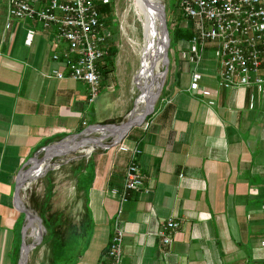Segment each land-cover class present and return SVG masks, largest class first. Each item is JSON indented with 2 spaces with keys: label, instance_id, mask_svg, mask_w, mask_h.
<instances>
[{
  "label": "crops",
  "instance_id": "1",
  "mask_svg": "<svg viewBox=\"0 0 264 264\" xmlns=\"http://www.w3.org/2000/svg\"><path fill=\"white\" fill-rule=\"evenodd\" d=\"M102 23L106 55L113 45ZM185 31L173 42L169 74L145 116L147 125L135 124L119 142L93 150L75 165L74 192L67 199L73 213H67L78 218L87 212V232L80 245L72 244L67 264L107 263L104 250L119 208L118 264H264V92L253 84L219 85L220 62L210 39L191 88L192 28ZM63 45L52 27L12 17L8 0H0V264H13L20 239L21 211L13 190L24 159L47 139L100 122L102 105H110L113 69L100 75L99 93L90 102L82 79L54 75L63 66L51 53ZM259 69L264 75V53ZM132 147L139 148L132 157L143 182L126 189L120 201ZM53 203L51 208H63ZM169 214L179 225L165 244L156 230Z\"/></svg>",
  "mask_w": 264,
  "mask_h": 264
},
{
  "label": "built area",
  "instance_id": "2",
  "mask_svg": "<svg viewBox=\"0 0 264 264\" xmlns=\"http://www.w3.org/2000/svg\"><path fill=\"white\" fill-rule=\"evenodd\" d=\"M8 4L12 17H30L43 27L53 28L54 38L64 42V47L51 53V58L63 66L55 69L54 75L60 77L67 74L74 79H82L86 83L87 101L93 100L100 90L101 74L97 62L105 52L102 44L106 37L96 1L8 0ZM177 5L192 28L187 55L190 63L189 86L192 88L197 83L201 51L206 39H210L216 43L215 54L220 62L219 85L236 87L253 84L259 92H264V75L259 69L260 53H264V0H177ZM27 33L29 42L32 29ZM140 124L145 127L146 119ZM138 151L137 147L131 148V157L118 190L120 201L125 198L126 189L142 185L144 176L139 163L132 157ZM119 214L120 208L111 219L109 240L104 250L106 264H118L121 257L123 230ZM178 225V219L169 214L160 222L156 232L168 244Z\"/></svg>",
  "mask_w": 264,
  "mask_h": 264
},
{
  "label": "rangeland",
  "instance_id": "3",
  "mask_svg": "<svg viewBox=\"0 0 264 264\" xmlns=\"http://www.w3.org/2000/svg\"><path fill=\"white\" fill-rule=\"evenodd\" d=\"M107 1L111 3V10L104 16V24L110 32L107 41L110 43L112 42L114 46L112 65L114 83L107 88L109 89L107 99L110 100V105H105V107L102 105L100 113L103 119L98 122V124L103 127H124L126 125L125 120L131 115L130 112L135 109V105L138 107V104L144 102L147 96L148 78L154 80L153 77L156 73V67L159 69V72L155 80L160 79L159 76L162 74L161 71L164 68V75L162 74L160 87L169 74L168 71L171 65L174 45V43L171 42V31L175 32L176 29L180 27H186V24H189V22H186V18L183 16V13H181L177 5V0H155L156 4L160 7V15L162 14V18L164 15L165 27L167 28L168 46L166 56L168 61L166 64L162 62L152 65L151 61L154 60V50L158 43L157 36H149L146 34L145 23L140 16L139 8L132 4V0ZM175 40H178V37H175ZM177 55L178 53L176 56ZM144 87L146 91L142 94L145 89ZM160 90L158 95L160 94ZM99 97L100 96H98V98ZM157 98L158 97L153 101V107L157 103ZM87 128L77 133L76 136H73V133H63L60 137L47 139L42 144L38 145L30 156L24 159L22 171L26 174V177H24L22 187L19 190V200L31 213H36L41 218L40 224H38L37 218H32V224L27 225L24 229L25 242L35 243L28 249L24 264H50L51 242L54 241L55 238H62V231L66 224L75 225L76 227L79 226L78 222L81 216L77 218L68 214L73 213V206L69 205L67 207L68 196L70 194L72 195L74 192L71 176L75 173L74 167L78 162L83 161L93 150L102 148L95 145L94 141L85 145L79 142L96 136L98 139L100 138L103 143H109L106 146H111L119 142L129 129L125 130L123 134L120 133L114 137L118 138L122 134L118 141L112 142L113 135L111 134L113 132L102 135L105 130L101 128L86 131ZM115 128L116 127H114V129ZM69 136H73V138L70 139L71 137ZM66 137L69 138L60 144L61 146L56 145L46 149L49 143L55 141L60 142V139ZM86 146H91L90 148L92 149L86 151ZM106 146L103 148H106ZM49 149L50 152L48 151ZM45 154L46 156H44ZM32 164L33 167L31 168ZM29 168H31V170ZM37 168L38 170L35 172ZM49 183H51V185H49L46 191ZM46 192H49V195L46 196ZM52 202H54L53 205L61 208L63 207L59 209L62 211L51 208ZM62 212L66 214L62 216ZM20 214L21 215L18 217L19 219L16 221V227L19 231H21L22 223L25 221L22 211ZM43 215H48L49 219H44ZM58 219L64 222V224L57 225L53 228L48 227V223L52 224L53 221L56 222ZM35 224L34 230L33 226ZM16 242L20 244V239L17 238ZM18 255L16 256V261Z\"/></svg>",
  "mask_w": 264,
  "mask_h": 264
},
{
  "label": "bare ground",
  "instance_id": "4",
  "mask_svg": "<svg viewBox=\"0 0 264 264\" xmlns=\"http://www.w3.org/2000/svg\"><path fill=\"white\" fill-rule=\"evenodd\" d=\"M132 4L139 8L140 16L142 17V19L144 20V23H145L146 34H148L149 36L150 35H154V36L156 35L157 36V42L158 43L155 47L156 49L154 50V56H153L154 60L151 61L152 65L160 64L162 62L166 63L168 61L167 56H165V47L167 45V43H166L167 35L165 33V28L163 26L162 14L160 15L159 5L156 4L155 0H132ZM158 72H159V69H157V67H156V73L153 77L154 80H151L150 78L147 77L148 78L147 91H146V89L143 90V91H146L147 96H146V98L142 104H138V107H136V105H135V107H134L135 109L132 112H130L131 115H129L128 119L125 121L126 125L124 127H117V126L103 127L101 125H94L93 130H95L96 128H101V129L105 130L102 133V135H107V133L113 132L112 134L110 133L111 135H113V137H116L117 135H119L120 133L125 131L127 129L128 122L134 121L137 118L136 116L138 115V113L140 111H142L145 106L149 105L150 101L155 96V93H156L157 89L159 88L158 86L160 85V81L162 79V76L164 75V71H161V73L163 75L160 74V76H159L160 79H158L159 81L155 80ZM142 94H144V92H142ZM114 127H116V128L114 129ZM121 135H120V137H121ZM115 139H118V138H115ZM97 140H100V142H102L101 139L97 138ZM57 145H60V144H57ZM90 147L91 146H86V151H89L91 149ZM48 151L50 152V149ZM32 167H33V164L31 165V168ZM31 168H29V169L31 170ZM37 170H38V168L35 170V172ZM20 176L26 177V174L23 173ZM28 220H29V222H28ZM31 221H32V217L27 219L26 224L27 225L32 224ZM35 226H36V224L33 226L34 230H35Z\"/></svg>",
  "mask_w": 264,
  "mask_h": 264
},
{
  "label": "trees",
  "instance_id": "5",
  "mask_svg": "<svg viewBox=\"0 0 264 264\" xmlns=\"http://www.w3.org/2000/svg\"><path fill=\"white\" fill-rule=\"evenodd\" d=\"M95 1H96L97 10H98V13L100 16V20L102 22H104L105 21L104 16H106L111 10V3L108 1H101V0H95ZM186 28L190 29V25L186 24V27H180V28L176 29L175 32L171 31V35H172L171 42L172 43L174 42L173 40H175V37L177 34H184V32H186L185 31ZM113 47L110 48L109 52L106 55L105 54L103 55L104 60H107L106 62H104V63L101 62V61H103V57L98 59L97 63L99 64L98 66L101 69V72H100L101 75H103L107 71L112 70V68H113V66H112L113 65V54H114ZM49 185H51V183H49L47 185L46 191L48 190ZM47 195H49V192H46V196ZM87 215H88V213L85 212V214H83L80 217L81 219H79V226L78 227H76L75 225L72 226V225L66 224L64 230L62 231V236H61L62 238H60V239L55 238V240L51 242V244H50L51 263L50 264H56V263L58 264L59 260H62L63 262H65L62 264H67L66 261L70 260L69 257L71 256L70 250L72 248V244L80 245L86 239L84 235L87 232V230L85 228V226H87L86 225L87 224V222H86ZM43 216H44V219H46V220L49 219L48 215H43ZM56 222L53 221L52 224L48 223V227L53 228L57 225L64 224V222H62L59 219ZM18 245H19V243L15 242L14 246H13V253L15 254V255L13 254L14 255L13 264H15L16 256L18 255V253H17ZM60 256H62V257L60 258ZM67 258H69V259H67Z\"/></svg>",
  "mask_w": 264,
  "mask_h": 264
},
{
  "label": "water",
  "instance_id": "6",
  "mask_svg": "<svg viewBox=\"0 0 264 264\" xmlns=\"http://www.w3.org/2000/svg\"><path fill=\"white\" fill-rule=\"evenodd\" d=\"M163 26H164V28H165V33H166V35H167V28L165 27V21H164V15H163ZM167 40H168V37H167ZM168 41H166V43H167ZM167 46H168V43H167V45H166V47H165V56H166V52H167ZM167 63V62H166ZM166 63H164V64H166ZM163 70H164V68H163ZM162 70V71H163ZM159 88L157 89V91H156V93H155V96L153 97V99L150 101V104L149 105H147V106H145L144 107V109L142 110V111H140L139 113H138V115L136 116L137 118L134 120V121H130V122H128V124H127V129L128 128H130L131 126H134L135 124H138V123H140L144 118H145V116L147 115V114H149V112L153 109V104H154V100H155V98L157 97V95H158V93H159V90H160V85L158 86ZM145 88V87H144ZM146 89V88H145ZM140 91H141V88H140ZM143 92H145V91H143ZM126 121V120H125ZM124 122V121H123ZM123 122H120V123H123ZM95 124H98V122H92L89 126H91V125H95ZM88 126V127H89ZM126 129V130H127ZM85 130V128H82V129H80V130H78V131H76L75 133H73V136H76L77 135V133H80V132H82V131H84ZM122 133H124V131L122 132ZM73 136H71V138L70 139H72L73 138ZM121 137H119L118 139H113L112 138V142H116V141H118L119 139H120ZM63 139V138H62ZM62 139H60L59 141L61 142L62 141ZM92 139V140H91ZM92 141H94L95 142V145H97V146H100V147H104V146H106V145H108L109 143H103V142H100V140H97V137L96 136H92L91 138H87L86 140H84L83 142L82 141H80L79 143H82V144H88V143H91ZM56 143H59V142H52V143H49L47 146H46V149H48V147H50V146H52V145H54V144H56ZM78 144V143H77ZM76 144V145H77ZM75 145V146H76ZM92 149V148H91ZM46 152H47V150H46ZM44 156H46V154L44 155ZM32 160H33V158H32ZM21 172H22V168L19 170V172L17 173V176H16V182H15V185H14V190H13V195H14V200H15V203H16V206H17V208L20 210V211H22V213H23V219H25V221H24V223H22V226H21V231H20V244H19V248H18V253H19V255H18V258H17V261H16V264H20L21 262V264H24L25 263V260H26V257H27V251H28V249L31 247V246H33L35 243H33V242H31V243H27V242H25V238H24V229H25V227L27 226V224H26V222H27V219L28 218H30V217H32L33 219H35V218H37V221H38V223L40 224L41 223V218L39 217V215L38 214H34V213H31L22 203H20V200H19V190H20V188L22 187V183H23V179H24V177H21L20 176V174H21ZM40 237V236H39ZM24 257V258H23ZM23 258V259H22ZM23 260V261H22Z\"/></svg>",
  "mask_w": 264,
  "mask_h": 264
}]
</instances>
